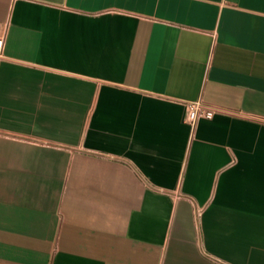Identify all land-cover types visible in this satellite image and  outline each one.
<instances>
[{
  "label": "crops",
  "instance_id": "0c3cea01",
  "mask_svg": "<svg viewBox=\"0 0 264 264\" xmlns=\"http://www.w3.org/2000/svg\"><path fill=\"white\" fill-rule=\"evenodd\" d=\"M0 37V264H264V0H0Z\"/></svg>",
  "mask_w": 264,
  "mask_h": 264
},
{
  "label": "built area",
  "instance_id": "2783aa9c",
  "mask_svg": "<svg viewBox=\"0 0 264 264\" xmlns=\"http://www.w3.org/2000/svg\"><path fill=\"white\" fill-rule=\"evenodd\" d=\"M2 48V37H0V55ZM217 109L213 107L211 104L206 103L200 97L187 100L184 102V114L183 119L185 123L190 127L191 132L195 127L196 121L200 117H211V115Z\"/></svg>",
  "mask_w": 264,
  "mask_h": 264
}]
</instances>
